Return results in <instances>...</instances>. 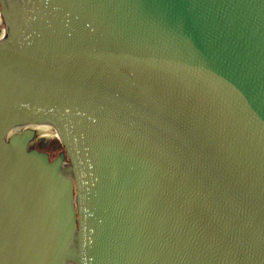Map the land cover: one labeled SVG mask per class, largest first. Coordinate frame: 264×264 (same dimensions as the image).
I'll list each match as a JSON object with an SVG mask.
<instances>
[{
  "label": "water",
  "instance_id": "obj_1",
  "mask_svg": "<svg viewBox=\"0 0 264 264\" xmlns=\"http://www.w3.org/2000/svg\"><path fill=\"white\" fill-rule=\"evenodd\" d=\"M0 6V264H264V0Z\"/></svg>",
  "mask_w": 264,
  "mask_h": 264
},
{
  "label": "flooded vegetation",
  "instance_id": "obj_2",
  "mask_svg": "<svg viewBox=\"0 0 264 264\" xmlns=\"http://www.w3.org/2000/svg\"><path fill=\"white\" fill-rule=\"evenodd\" d=\"M60 149V146L53 143V144H49V146H47V148H44L43 149L41 148V146H32L29 148L30 151H33V150H36L38 152H41V153H44V154H47L49 156V160L50 162H53L55 159H57L59 157L60 154L64 153V150L62 151ZM57 153V157H53V153Z\"/></svg>",
  "mask_w": 264,
  "mask_h": 264
},
{
  "label": "rangeland",
  "instance_id": "obj_3",
  "mask_svg": "<svg viewBox=\"0 0 264 264\" xmlns=\"http://www.w3.org/2000/svg\"><path fill=\"white\" fill-rule=\"evenodd\" d=\"M53 143L59 145L60 149L62 151L64 150L62 145H61V143H60V141L58 139H56L53 135L50 136V137H42V136L38 135L36 137L35 141H34L33 146H36V147L41 146V148L43 149V147L47 148V146H49V144H53ZM53 157L54 158L57 157V153L56 152L53 153Z\"/></svg>",
  "mask_w": 264,
  "mask_h": 264
},
{
  "label": "bare ground",
  "instance_id": "obj_4",
  "mask_svg": "<svg viewBox=\"0 0 264 264\" xmlns=\"http://www.w3.org/2000/svg\"><path fill=\"white\" fill-rule=\"evenodd\" d=\"M39 135L42 137H50L53 135L56 139L59 140V137L55 130H47V131L41 132Z\"/></svg>",
  "mask_w": 264,
  "mask_h": 264
},
{
  "label": "trees",
  "instance_id": "obj_5",
  "mask_svg": "<svg viewBox=\"0 0 264 264\" xmlns=\"http://www.w3.org/2000/svg\"><path fill=\"white\" fill-rule=\"evenodd\" d=\"M0 10H1V6H0Z\"/></svg>",
  "mask_w": 264,
  "mask_h": 264
}]
</instances>
